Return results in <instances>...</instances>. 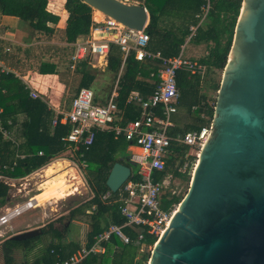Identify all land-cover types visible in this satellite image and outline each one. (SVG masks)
<instances>
[{
  "label": "trees",
  "instance_id": "obj_1",
  "mask_svg": "<svg viewBox=\"0 0 264 264\" xmlns=\"http://www.w3.org/2000/svg\"><path fill=\"white\" fill-rule=\"evenodd\" d=\"M124 2H138L146 7L150 22L146 28L150 40L148 50L161 53L164 58L176 57L180 54L182 46L191 35L190 26L197 25L202 14V8L208 3L210 9L206 19L190 38V42L197 46H204L208 52L198 57L191 56L190 60L205 66V73L224 71L232 47L234 33L241 13L243 0H121ZM64 9L68 14L64 28H57L61 20L60 15L48 11L49 0H0V14L12 16L25 22L31 31H35L39 41L57 40L64 42L59 47L58 56L72 55V45L80 36L89 35L94 27V10L81 0H64ZM59 31V32H58ZM0 44V60L8 68L14 69L12 63L14 55L11 47ZM199 58V59H198ZM198 59V60H197ZM66 71L63 73L68 79L71 73L75 75L76 84L70 85L72 102L83 88L93 89L96 74L88 60L80 61L72 72L69 68V59L66 61ZM107 71L113 75L114 84L118 80L117 106L122 119L115 123L122 127L141 117L142 109L130 100L133 93L147 100L158 88L160 78L158 71L162 68L161 61L145 60L140 62L131 52L126 59L120 48L110 44L107 55ZM17 69V68H16ZM55 63L42 61L38 72L43 75L55 74ZM62 74V75H63ZM204 74H192L186 70L177 72V86L179 91V104L187 105L189 124L178 126L174 124L169 131L172 147H177L178 135L199 131L207 123L202 118L207 113L211 119L214 115L216 99L210 97L203 88ZM21 79L13 73L0 75V107L4 109L2 121L6 125L8 119L16 123L15 117L19 114L27 115L22 124L23 143L18 148L4 140L0 134V208L10 202V185L4 179L20 180L42 169L67 151V145L62 138L70 132V125L59 122L52 128L53 112L47 104L40 99H33L29 90ZM220 82L211 85L210 91L217 93ZM111 92V91H110ZM110 94V93H109ZM187 99L181 101V99ZM105 104L106 99L95 102ZM196 108V109H194ZM156 111L161 113V106ZM114 125V126H115ZM131 145L125 137L114 133L96 130L93 145L87 150L82 148L76 155L79 165L84 167L85 178L93 197L84 204L72 209L69 217L72 220L84 221L87 224L85 241L87 247L95 243V239L108 229L110 225L123 226L126 219L120 211V193L110 194L106 185L113 166L121 163L130 167L124 158ZM42 151L43 155L38 153ZM186 146L178 147L177 154L168 161L166 172H157L155 181H162L168 174L175 178L191 181L190 175H182L177 166L182 164L183 156L189 152ZM24 156L20 158L17 156ZM139 167L133 168L130 181L138 182ZM184 196H178L167 191L163 196L162 207L170 208L179 205ZM62 219L60 218L59 221ZM42 234L36 238L18 242L7 239L0 245V264H57L65 262L79 250L80 242L69 241V228L60 230L54 222L41 228ZM132 243L122 245L119 239L113 237L111 242L118 245V250L109 249L106 255H91L81 264H140L148 263L149 256L138 260L140 245L136 244L138 234L129 227L124 228ZM147 245L154 246L156 240L147 237ZM20 256L18 257V255ZM149 254V253H148Z\"/></svg>",
  "mask_w": 264,
  "mask_h": 264
},
{
  "label": "water",
  "instance_id": "obj_2",
  "mask_svg": "<svg viewBox=\"0 0 264 264\" xmlns=\"http://www.w3.org/2000/svg\"><path fill=\"white\" fill-rule=\"evenodd\" d=\"M81 1L131 29L143 31L150 22L139 4ZM128 162L130 167L113 166L106 182L110 194L131 178L137 163ZM41 234L38 228L10 239ZM149 264H264V0L242 2L211 135Z\"/></svg>",
  "mask_w": 264,
  "mask_h": 264
},
{
  "label": "built area",
  "instance_id": "obj_3",
  "mask_svg": "<svg viewBox=\"0 0 264 264\" xmlns=\"http://www.w3.org/2000/svg\"><path fill=\"white\" fill-rule=\"evenodd\" d=\"M209 9L210 5L208 3L202 8V14L197 15L200 20L197 25L190 26L191 35L188 39L202 25ZM93 22L94 27L89 36L85 40L78 39L72 45L74 53L68 58L71 71H74L77 64L82 60L92 62L96 59L99 65H107L109 46L115 44L120 48L124 59L131 52H135V57L140 62L145 60L161 61L162 68L157 74L160 78V84L147 100H143L138 93H133L130 96V100L141 107L142 114L139 119L128 123L124 127L115 125L119 121L118 115L120 112L116 103L118 80L114 84L105 104L95 102L94 91L83 88L72 101L68 112H55L52 126L55 127L59 122L70 125V132L62 138V141L67 145V150L75 155H78L82 148L88 150L93 145L96 130L123 136L131 143V146H136L141 151L137 159L140 181L128 180L119 191L120 211L126 219V223L123 226L110 225L95 239L92 246L83 245L70 259L57 264H81L91 255L105 254L107 251L106 245L111 242L113 237L119 239L122 245L131 244L132 240L125 233V227L131 228L138 234L136 244L140 245L141 253L146 248L152 247L145 242L147 237L155 239L157 243L168 229L178 206L172 205L168 209L162 207L163 196L166 194L169 181L174 178L173 174H168L162 181H155L154 175L157 172L167 171L168 161L177 154V149L181 146L189 147L190 151L184 154L182 164L177 166L178 172L182 175H190V172L192 174L199 153L212 131L213 118L211 119L207 113H204L202 118L207 121L206 125L199 131L178 135L176 138L177 147H172L168 133L173 127L172 117L177 113L179 99L177 72L186 70L192 74H204L206 69L205 66L185 57L184 45L178 56L164 58L161 53H153L148 50L150 37L146 29L143 31L131 29L105 15L103 19L97 20L95 10ZM103 34L107 36L104 37ZM2 73H13L22 81L21 76L9 70L0 60V75ZM24 84L30 88L26 81H24ZM30 96L33 99H40L41 97L32 88L30 89ZM159 106H161V113L156 111ZM3 113L4 110L0 107V134L4 140L10 142V133L2 122ZM38 154L42 156L43 152L40 151ZM17 157L24 158V156L19 155ZM82 165L86 167L84 163ZM76 170L82 175L79 166H76ZM124 193L127 194L126 198L123 197ZM173 194L175 193L173 192ZM30 204L31 199L22 205L6 209L4 214L0 216V227L7 225L14 218L29 211L32 207H28ZM114 248L117 249L118 247L114 246Z\"/></svg>",
  "mask_w": 264,
  "mask_h": 264
},
{
  "label": "rangeland",
  "instance_id": "obj_4",
  "mask_svg": "<svg viewBox=\"0 0 264 264\" xmlns=\"http://www.w3.org/2000/svg\"><path fill=\"white\" fill-rule=\"evenodd\" d=\"M52 1V0H51ZM129 4H138L134 2H127ZM140 5V4H139ZM94 14V13H93ZM22 24H26L25 22L21 21ZM194 44L191 42L187 45V49L185 51V55L189 56L191 49L193 48ZM202 51L200 55H206L208 50L202 46ZM69 53L65 54L66 56H62L64 59L69 58ZM197 56V57H198ZM199 59V58H198ZM197 59V60H198ZM94 64H98V61L94 59ZM99 65V64H98ZM92 67V66H91ZM93 73L96 76H99V80L95 83L94 87H98L100 83H104L103 88L101 90L111 91L114 87V77L107 69L105 72L101 71L103 67L95 66L92 67ZM204 79V91L213 99L217 98V93L210 91V87L215 82H220L223 77L222 71H214L213 73H206ZM74 84L76 82L74 81ZM100 89V88H99ZM186 101L187 99L183 98L181 101ZM189 115L187 111V105L183 102H180L178 105V113L173 115L172 121L178 126H184V123L181 121H188ZM180 120V121H177ZM57 159L64 160L72 164V168H69V171L65 174L64 177H56L54 179H48L45 181L43 176L45 175L44 171H37V173H33L32 175L28 176L25 179L20 180H6L10 186H13L12 190L10 191V202L8 203V208H14L17 205H22L29 201L31 198H36L38 200V204L34 209H30L29 211L25 212L21 216L14 218L11 222L12 229L7 228L5 231L2 232V238L0 241L3 240V237H7V235L12 233H21L28 230H34L38 228H44L48 223L54 222L56 226L60 230H64L65 227L69 228L68 231V240L69 241H76L82 243L85 241V234L87 225L84 221L77 222L76 220H72L69 217V212L78 207L81 204L86 203L93 197V193L87 184L84 167L79 165V162L76 159V155L71 151H66ZM55 159V160H57ZM54 161V160H53ZM52 161V162H53ZM51 162V163H52ZM195 163V161H194ZM76 166L80 167L81 173L80 175L77 170ZM71 169V170H70ZM195 169V168H194ZM194 172V170H193ZM192 175L190 172V179L192 181ZM191 181L181 180L178 178H172L169 181L167 191L174 192L178 196H185ZM4 212L0 214L3 215ZM62 219L59 221V219ZM8 233V234H7ZM146 248L144 252H140L138 256V260L142 259L143 256L151 255L152 249ZM149 253V254H148ZM20 254L18 255V257ZM150 258V256H149ZM137 261H135L136 264ZM138 264V263H137ZM140 264H144L140 262ZM145 264H149L145 263Z\"/></svg>",
  "mask_w": 264,
  "mask_h": 264
},
{
  "label": "crops",
  "instance_id": "obj_5",
  "mask_svg": "<svg viewBox=\"0 0 264 264\" xmlns=\"http://www.w3.org/2000/svg\"><path fill=\"white\" fill-rule=\"evenodd\" d=\"M49 3L50 4L48 6V11L54 14H58L61 17V20L57 28L59 29L64 28L65 22L68 18V14L66 10L64 9V4H65L64 0H52V1L49 0ZM88 36L89 35L80 36L78 39L85 40ZM37 37H38L37 33L35 31H31V29L28 27L27 24H22L20 19L16 17H12V16H4L0 14V44L3 43L2 44L3 46L11 47L13 55H14V59L12 60V63L15 65V68L11 69V68H8L7 66L6 67L9 70L16 72L19 76H21L23 84H24V81L28 83L30 88L26 86L25 87L29 90V92H30V89L32 88L34 91H36L38 94L41 95L40 100L47 104L49 109L53 112V118H54L56 111L61 112V113H66L71 108L72 102L70 101V97L72 96V92L70 90L71 89L70 85H74L75 75L74 73H71L70 77L67 79L66 75L63 74L65 73L66 68H67V65H66L67 60L62 58V56H58V52H59V47H64V45L66 44L64 42L57 40V38L56 40L52 39L50 41H46V40L39 41ZM189 43H191L190 39H187V41L184 44V55L187 49V45ZM201 47L202 46H197L194 44L193 48L191 49L189 53V56L187 55V58L190 59L191 56L197 57L198 54H201V51H202ZM42 61L55 63L57 65V69H56L57 73L49 74V75L40 74L38 70H39V67ZM93 61L90 62V65L92 67L100 66V67H103L101 71L103 72L106 71L107 65H98L97 63L94 64ZM98 78L99 76L96 78L95 83H97V80H99ZM102 85H104V83H100L98 87L95 86L94 89H91L94 91L95 96L98 97V100H102L106 98L108 99L109 97L110 91L107 92L105 90L104 91L101 90L103 88ZM98 103H100V101ZM178 105H179V99L177 102V113H178ZM119 113L121 115L122 112H119ZM120 115H118L119 121L123 117V115L122 116ZM26 119H27V115L19 114L15 117V121H16L15 124H13L12 119H8L6 125L3 123L4 127L10 133V137H11L10 143L15 148H18L19 146H21V144L24 141L22 138V124ZM177 121H180V120H177ZM190 121L191 120L188 119V121H181V122H183L184 125H187L190 123ZM174 124L175 123L173 122V126ZM52 128L54 127L52 126ZM140 153L141 151L138 147L130 145L128 148V154L125 155L124 158L127 161L131 160L137 163V159L139 158ZM55 159H53L54 162L64 161L60 159H57V160ZM54 162L49 163L47 166L43 167L44 169L42 168L40 170L45 171V169L51 164H53ZM137 167H138V164H137ZM34 173H37V171ZM124 194H123V197H124ZM6 209H8V206H4L0 208V214L2 212H5ZM11 222H9L7 225L0 227V238H2L1 233L6 232L5 230L7 228L12 229ZM77 222H81V221H77ZM15 234L16 233L14 232L12 234L7 235L6 238L3 237L4 239L0 241V245L7 239H10V237ZM83 245L87 246L86 241H83L81 243V247ZM106 246H107V251L105 254H102V255H106L109 249H111L112 251L118 250V248L115 249L114 246L119 247L118 245L112 242L108 243Z\"/></svg>",
  "mask_w": 264,
  "mask_h": 264
},
{
  "label": "bare ground",
  "instance_id": "obj_6",
  "mask_svg": "<svg viewBox=\"0 0 264 264\" xmlns=\"http://www.w3.org/2000/svg\"><path fill=\"white\" fill-rule=\"evenodd\" d=\"M95 17L97 20H101L104 18V14L100 11L95 10ZM102 36L105 37L107 35L103 34ZM71 165L72 164L65 161L54 162L45 169V175L43 176V178L45 179V181H47L48 179L52 180L56 177H64L65 174L69 171V168L73 169ZM37 203L38 201L35 198H31V204L28 207L32 206L31 209H33L37 206Z\"/></svg>",
  "mask_w": 264,
  "mask_h": 264
}]
</instances>
